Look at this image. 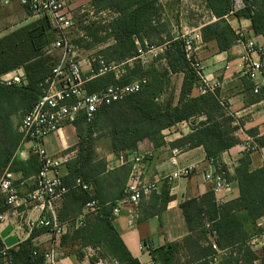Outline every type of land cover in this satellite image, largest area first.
Instances as JSON below:
<instances>
[{"label": "trees", "instance_id": "trees-1", "mask_svg": "<svg viewBox=\"0 0 264 264\" xmlns=\"http://www.w3.org/2000/svg\"><path fill=\"white\" fill-rule=\"evenodd\" d=\"M243 1L245 7L231 14L233 0H206L208 9L217 21L202 28V41L205 43L216 41L221 52L229 51L238 43L237 32L226 19V16L230 15L239 20H249L254 35L264 36V0ZM95 2L114 9L118 14V18L104 28L114 39V44L100 52L108 62L119 63L134 57L137 52L136 39L143 43L144 39L151 40L157 37L159 40L154 45L160 46L168 42L163 57L171 72L185 75L181 99L176 106L173 105L172 98L163 102L157 101L164 93L163 90L168 88L169 78L159 75L153 68L146 69L137 63L134 68L129 69L123 79L117 80L112 73L98 77L88 85L91 93L109 85L127 84L138 76H147L148 84L141 92L100 108L93 123L86 124L83 119L75 123L87 125L88 131L85 140L78 146L79 158L69 163V175L64 180L70 191L68 195L78 204L77 210H73L75 214L67 219L73 222L71 226L73 239L80 240L83 247L90 246L95 249L98 257L112 259L119 264H141L132 255L113 225L115 203H103L97 195L76 187L78 179H82L88 186L91 185L100 171L98 167L86 165L95 142L93 135L108 138L116 154L134 152L145 138L159 135L163 130L192 118L206 116L207 122L200 124L192 134L182 138L179 143L189 148L203 146L207 159L211 160L219 159L222 152L238 144L234 137L237 127L233 125L235 119L228 113L227 105L220 100L218 91L215 94L191 96L194 87L200 83V78L187 60L182 44L174 40L170 33L165 38L161 37L163 32H167L165 25H153L159 14L158 0H95ZM89 34L93 37L94 44L105 41L99 37V30L90 31ZM54 38L49 20L42 18L0 40V76L14 69L26 67L28 78L26 85L21 87H10L0 81V176L6 170L23 171L24 176H28L25 164L15 158V152L22 143V136L14 130L11 115L19 110H25L27 113L39 101L42 95L40 84L52 72L57 57L52 66L44 64L43 60H34L42 57L45 46L48 47ZM256 143L264 148V136L257 139ZM35 157L37 161L33 163V168L40 169L39 159ZM250 163V157L246 154L236 167L235 179L241 193L238 200L216 205L215 194L211 192L207 196L209 217L196 200L181 204L190 230H201L197 240L194 236L186 239L190 252L197 250L202 236L209 241V246L199 250L200 254L193 258L203 260L201 264H212V256L215 255L210 244V235L214 237L221 250L230 251L225 259L226 264H254L256 260L255 254L248 246L251 236L246 225L256 224L258 219L264 217V168L251 172ZM222 169L224 170L223 167ZM90 200H98L99 209L96 214L82 217L83 208ZM80 219L83 225L77 227ZM207 223H210V227H207ZM40 233L41 231H34L19 248L10 249L6 257L0 255V264L6 261L10 264H48L46 252H40L33 243L35 236ZM147 247L157 264H174L180 245L167 243L157 248L151 245ZM2 248L0 242V250ZM95 259H92L93 264ZM262 261L264 264V258Z\"/></svg>", "mask_w": 264, "mask_h": 264}, {"label": "crops", "instance_id": "crops-1", "mask_svg": "<svg viewBox=\"0 0 264 264\" xmlns=\"http://www.w3.org/2000/svg\"><path fill=\"white\" fill-rule=\"evenodd\" d=\"M82 1L76 0L73 5L74 9L75 6L78 8ZM157 7L159 14L154 19L153 25H165L167 32L162 33L161 37L163 38L169 33L175 39L183 32L197 29L201 31L206 25L217 21L208 9L206 0H158ZM6 8L20 9L19 16L23 18L26 14H30L18 1L12 2ZM189 11L200 12L201 15L199 14L198 18L195 19L185 18L184 15ZM9 16L13 18L16 15L11 12ZM226 19L236 32L243 30L248 38L264 44V36L254 35L249 20H239L233 15L226 16ZM180 28L183 29L180 30ZM158 40L159 38L154 37L148 41L155 43ZM163 45L162 50L156 52L151 62L142 66L145 68L151 66L150 68L155 69L159 75L169 78L167 87L170 93L167 100L172 98V103L176 106L181 99L185 75L171 72L166 59L163 57L168 42ZM244 53L245 46L242 43H236L229 51L221 52L216 41L206 43L202 41L196 49V57L203 62L205 67V77L209 80L217 79L223 82L218 95L220 100L227 105L228 113L235 119L233 125L237 127L234 137L238 140V144L222 152L218 157L224 168L225 176L232 186L230 190L215 195L216 205L231 203L240 198V188L235 176L236 167L244 155L248 154L250 157L249 169L251 172L264 168V148L259 147L256 143L257 139L264 136V88L261 94H254V83L240 74L238 65ZM85 68L87 69V67ZM15 75H24L26 83L28 82L26 67H20L3 74L0 76V81L10 79ZM259 80L261 81V77ZM24 85H15V87ZM199 85L200 83L194 87L191 96H201ZM25 113V110H19L11 115L13 128L18 134H20L19 125ZM206 122V116H198L189 121H184L163 130L159 135L145 138L139 143L136 151L121 154H116L113 151L111 141L108 138L100 137L98 134L93 135L95 142L86 165L98 167L100 170L98 176L89 185V192L97 195L100 201L117 203L134 175L151 182H158L157 190L144 195L138 205H122L120 214L113 219L115 229L132 255L141 264H151L153 261L150 252L146 249L147 245L157 248L167 243L180 245L174 264L203 263V260H199V258L193 259L192 252L186 244L188 237L199 236L201 230H190L181 204L196 200L200 207L206 210L207 217H209L207 196L211 194L212 190L211 185L205 181L204 175L210 165L203 146L189 148L179 142L185 136L192 134L200 124ZM87 131L88 126L83 123L78 125L67 124L59 132L48 135L44 140V147L50 155H60L68 149H76L78 150V154L74 158L76 160L80 154L78 146L85 140ZM248 142L255 143L256 150L246 151L244 146ZM174 149L179 151L178 161L181 166L194 167V172L188 178L171 182L169 176L174 171L171 165L172 150ZM134 154H148V158L140 164H135L132 161ZM15 158L25 164L28 176H24L23 171L12 172L14 176L13 186L21 196H26L34 188V180L39 168H33V163L37 161V158L31 153L29 144L23 142L16 150ZM68 175V166L62 167L63 183ZM68 193L59 203V217L65 225V232L58 238H55L50 231L45 232L46 230L43 228L31 227L30 223L36 222L39 218V211L35 207L20 209L18 214H13L11 208L7 206L4 198L0 195V214L7 216L6 222L0 224L2 247L19 248L21 243L28 240L34 231H41L35 236L33 243L40 252H47L54 244L57 245V264H93L92 259L97 253L96 250L90 246L83 247L80 240L73 239V228L71 227L73 222L67 219L75 214L73 210H77L78 204L72 201ZM261 225H264V217L258 219L256 224L248 223L246 225L251 238L258 237V241L253 246L248 243L250 250L256 256L254 264H263L264 237ZM207 246H209V241L205 236H202L196 251L199 252ZM229 253L230 251L221 253L219 261L217 263L212 262V264H226L225 259Z\"/></svg>", "mask_w": 264, "mask_h": 264}, {"label": "built area", "instance_id": "built-area-1", "mask_svg": "<svg viewBox=\"0 0 264 264\" xmlns=\"http://www.w3.org/2000/svg\"><path fill=\"white\" fill-rule=\"evenodd\" d=\"M14 1H18L33 17L49 20L55 38L48 50L50 53L57 52L58 56L52 72L40 84L42 95L39 101L22 117L19 125L22 142L29 144L31 153L39 159L40 169L35 176L34 188L26 196H21L13 186V173L6 170L0 177V195L13 214H18L20 209L35 207L39 211V218L36 222L30 223L31 227L48 229L55 238H58L65 232V225L59 217V203L69 192V188L62 181L61 168L67 167L74 160L78 150L68 149L60 155H50L44 147L45 138L59 132L67 124L75 125L80 119H83L86 124H91L100 108L123 101L129 96L141 92L148 84L147 76H138L127 84L109 85L92 93L89 91L88 85L94 79L110 73L120 80L137 63L149 64L156 52L162 50L164 45L157 46L149 43L146 39L143 40V43L137 40L135 56L119 63L108 62L101 55L82 59L68 36V30L74 26L73 5L76 0H0V6L6 7ZM244 7L243 0H233L231 14ZM237 35L238 43L245 46V53L238 65L240 74L254 83L253 92L259 95L264 88V44L248 38L243 30L237 31ZM174 40L182 44L187 60L200 78V94H215L219 91L223 82L217 79H207L204 74V64L196 57V49L202 43L201 31L197 29L183 32ZM1 82L10 87L24 85L26 77L15 75ZM165 95L162 94L157 101L163 102ZM244 149L254 151L256 145L253 142H248ZM178 152V149L172 150L171 165L174 171L169 176L171 182L188 178L194 172V167L181 166L178 161ZM147 158L148 154H134L132 161L135 164H140ZM208 163L210 168L204 177L205 181L211 185L212 192L216 195L222 191L230 190L232 184L225 176L219 159L208 160ZM76 187H80L84 191L90 190V186L85 184L82 179L76 181ZM157 189V181L151 182L142 177L132 176L124 189L123 196L115 203L113 216L116 217L120 214L122 205H138L144 195ZM99 206L98 200L88 201L83 208L82 217L96 214ZM6 220V214H0V224ZM81 221L80 219L77 222V226L83 225ZM207 227H210V223H207ZM260 227L264 237V225ZM256 241H258V237H252L249 245L253 246ZM210 244L215 251L212 262L217 263L221 253H224L225 250H221L217 246L212 235H210ZM146 249L149 251L148 247ZM9 250V248L3 247L0 250V255L6 257ZM57 255V245L54 244L45 254L46 262L57 264ZM93 258H96L94 264H119L115 260L98 257L97 253ZM6 264H10V262L6 261ZM151 264L157 263L152 261Z\"/></svg>", "mask_w": 264, "mask_h": 264}, {"label": "rangeland", "instance_id": "rangeland-1", "mask_svg": "<svg viewBox=\"0 0 264 264\" xmlns=\"http://www.w3.org/2000/svg\"><path fill=\"white\" fill-rule=\"evenodd\" d=\"M12 10V8L0 6V40L17 31L18 29H21L27 25H32L33 23L39 21V19L33 18L31 13L26 14L23 18L19 16V11H21L20 9H15L13 11ZM11 12L16 16H14L13 18L12 16H9ZM73 12L74 26L73 28L68 30V36L80 58L88 59L92 56L100 55L101 51L114 44V39L108 34L109 32L107 31V29H104L118 18V14L114 9L106 7L104 5L102 6L99 3H96L95 0H83L81 4L78 5V8L75 6ZM199 14L200 12L189 11L184 15V17L195 19L198 18ZM181 29L183 28H180V30ZM97 30H99V37L105 39V41L102 43L94 44V39L89 34V32ZM48 49L49 46H45L42 57L37 58L34 61L43 60L44 64L47 63L52 66L54 64V61H56L55 57L58 56V53H50ZM150 67L151 66H148L147 68L150 69ZM168 90V88L163 90V94L166 95L164 100L162 101L169 99L170 92ZM197 238H199V236H194L195 240H197ZM197 254L199 255L200 251L197 252L196 250H194L192 252L193 257L198 256Z\"/></svg>", "mask_w": 264, "mask_h": 264}]
</instances>
